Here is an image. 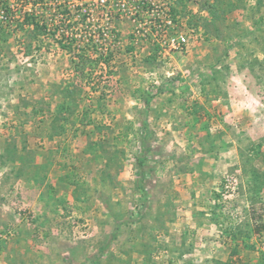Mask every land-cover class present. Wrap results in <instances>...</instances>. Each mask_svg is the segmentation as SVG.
Wrapping results in <instances>:
<instances>
[{
	"label": "rangeland",
	"instance_id": "374dc122",
	"mask_svg": "<svg viewBox=\"0 0 264 264\" xmlns=\"http://www.w3.org/2000/svg\"><path fill=\"white\" fill-rule=\"evenodd\" d=\"M79 1L83 74L0 37V264H264V0Z\"/></svg>",
	"mask_w": 264,
	"mask_h": 264
},
{
	"label": "trees",
	"instance_id": "16d2710c",
	"mask_svg": "<svg viewBox=\"0 0 264 264\" xmlns=\"http://www.w3.org/2000/svg\"><path fill=\"white\" fill-rule=\"evenodd\" d=\"M54 5L63 8L48 17L36 13L37 9L48 10ZM70 5H73V0H0V37L7 34L9 27H12L10 24L13 23L14 29L22 31L25 37L29 38L27 45L23 48L27 53L32 49L33 40L36 41L40 37L52 39L61 50L78 57L75 70L83 74L82 67L87 62L85 59L87 53L78 42L85 36L77 37L78 29L75 25L79 15L72 12ZM81 17L88 18L87 15ZM56 22L62 25L54 24ZM91 51L89 54H94L93 49ZM102 60L103 64H108L107 58ZM146 104L148 105L149 102L147 101Z\"/></svg>",
	"mask_w": 264,
	"mask_h": 264
},
{
	"label": "built area",
	"instance_id": "2783aa9c",
	"mask_svg": "<svg viewBox=\"0 0 264 264\" xmlns=\"http://www.w3.org/2000/svg\"><path fill=\"white\" fill-rule=\"evenodd\" d=\"M166 45L172 51L182 52L188 45L187 37L184 34L170 35L166 40Z\"/></svg>",
	"mask_w": 264,
	"mask_h": 264
},
{
	"label": "crops",
	"instance_id": "0c3cea01",
	"mask_svg": "<svg viewBox=\"0 0 264 264\" xmlns=\"http://www.w3.org/2000/svg\"><path fill=\"white\" fill-rule=\"evenodd\" d=\"M221 261H223V259H221ZM223 262H225V261H223Z\"/></svg>",
	"mask_w": 264,
	"mask_h": 264
}]
</instances>
